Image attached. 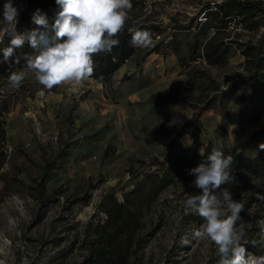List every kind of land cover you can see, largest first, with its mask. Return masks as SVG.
Wrapping results in <instances>:
<instances>
[{"label":"rangeland","instance_id":"rangeland-1","mask_svg":"<svg viewBox=\"0 0 264 264\" xmlns=\"http://www.w3.org/2000/svg\"><path fill=\"white\" fill-rule=\"evenodd\" d=\"M24 1L12 3L21 12ZM138 1L123 29L148 31L152 46L139 47L107 85L89 78L49 90L31 73L18 89L9 76L0 80L6 130L0 264L79 261L87 223L104 217L103 197L114 193L121 200L144 173L166 168L168 144L190 121L182 137L186 146L200 126V150L210 142L250 157L261 150L264 13L250 19L256 22L252 29L240 23L218 29L207 25L203 9L223 0ZM5 2L0 0V36ZM226 90L235 98L223 104ZM209 102L212 108L201 109ZM194 179L187 175L163 192L165 217L140 264H218L215 244L193 238L202 219L184 223L191 212L184 200L195 190ZM234 185L226 187L231 191ZM233 200L243 204L236 222L246 233L242 243L248 253L264 256V194L252 189Z\"/></svg>","mask_w":264,"mask_h":264},{"label":"trees","instance_id":"trees-1","mask_svg":"<svg viewBox=\"0 0 264 264\" xmlns=\"http://www.w3.org/2000/svg\"><path fill=\"white\" fill-rule=\"evenodd\" d=\"M131 3L132 7L141 5L138 0H131ZM214 5L205 7L203 14L207 25H211V27L217 25L215 27L218 29L226 28L232 23L244 24L245 27L252 29L256 22H250V19L256 17L260 12L264 13L262 0H223ZM24 6L26 8L21 12V6H16L19 10L18 24L16 25L18 32L25 31V28L22 27L23 24L28 30L34 27L31 17L36 9L45 12L50 18L54 17L55 12L58 11L55 0H25L22 7ZM30 8L33 9L31 15L27 12ZM139 30L141 29L132 31L128 28L123 29L114 37L119 40V44L110 53L95 55L93 57L94 72L90 78L107 85L113 75L138 51L139 47H133L131 39L132 35ZM9 43L10 37L3 32L0 36V80L8 77L15 70L25 69L24 56L33 51L25 44L23 48L16 49L14 56L5 62L2 50L8 47ZM234 98L231 91H223L220 103L224 104ZM236 99L240 101V99ZM212 107L213 103L209 102L201 109ZM191 124L190 121L183 125L168 144L166 168L144 173L129 190L124 192L121 200L114 193H108L103 197L99 207L104 217L87 223L78 245L81 259L74 264L141 263L147 241L160 228L165 217L160 207V198L163 192L187 176V169L197 166L206 160L213 149H217L210 142L204 145L203 154H200L198 139L200 126L191 132L194 140L192 145L186 146L182 137L188 133V127ZM5 139V120L0 119V169L4 164L3 145ZM222 152L224 156H231L233 159L235 185L231 189L232 197L238 198L244 191L252 189H256L259 194H264V150H260L254 157L247 156L243 149ZM222 187H226V185H222ZM194 189L192 194H200L199 189ZM252 199L253 196L249 202ZM183 217L184 223L202 219L193 212H189ZM261 230L264 231V228ZM258 251L262 255V250Z\"/></svg>","mask_w":264,"mask_h":264},{"label":"clouds","instance_id":"clouds-1","mask_svg":"<svg viewBox=\"0 0 264 264\" xmlns=\"http://www.w3.org/2000/svg\"><path fill=\"white\" fill-rule=\"evenodd\" d=\"M55 3L58 11L54 17L36 9L31 17L34 27L23 32L16 28L19 10L12 0L4 3L3 32L10 37L9 46L2 50L4 61H9L16 49L25 44L33 50L24 56L25 70L9 75L11 87L18 89L28 73L49 90L89 79L94 72L93 57L110 53L119 44L114 37L123 30L132 9L131 0H55ZM131 44L151 47V34L136 31ZM188 144L191 145V140ZM259 147L264 150V143ZM232 163L231 156L213 149L206 160L186 170L195 177L192 186L200 190V194L188 195L184 200L185 210L199 215L203 221L193 238L215 244L220 256L218 264H264V256L248 253L242 243L246 235L243 226L236 227L243 204L233 200L228 187H222L235 183Z\"/></svg>","mask_w":264,"mask_h":264},{"label":"crops","instance_id":"crops-1","mask_svg":"<svg viewBox=\"0 0 264 264\" xmlns=\"http://www.w3.org/2000/svg\"><path fill=\"white\" fill-rule=\"evenodd\" d=\"M150 56H151V55H149V59H151V61H152L154 58H153L152 56H151V58H150ZM128 61H129V60H128ZM124 65H125V64H124ZM124 65H123V66H124ZM123 66H122V67H123Z\"/></svg>","mask_w":264,"mask_h":264},{"label":"built area","instance_id":"built-area-1","mask_svg":"<svg viewBox=\"0 0 264 264\" xmlns=\"http://www.w3.org/2000/svg\"><path fill=\"white\" fill-rule=\"evenodd\" d=\"M203 16H204V14H203ZM206 19V18H205Z\"/></svg>","mask_w":264,"mask_h":264}]
</instances>
